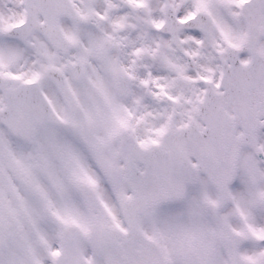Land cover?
Here are the masks:
<instances>
[{"label":"snow or ice","instance_id":"obj_1","mask_svg":"<svg viewBox=\"0 0 264 264\" xmlns=\"http://www.w3.org/2000/svg\"><path fill=\"white\" fill-rule=\"evenodd\" d=\"M0 264H264V0H0Z\"/></svg>","mask_w":264,"mask_h":264}]
</instances>
